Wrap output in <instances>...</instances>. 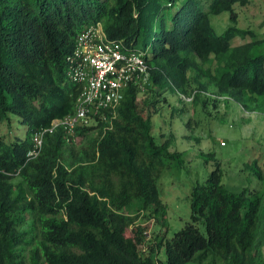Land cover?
<instances>
[{"label":"trees","instance_id":"obj_1","mask_svg":"<svg viewBox=\"0 0 264 264\" xmlns=\"http://www.w3.org/2000/svg\"><path fill=\"white\" fill-rule=\"evenodd\" d=\"M249 1L0 0V264H264V188L228 189L213 153L216 167L191 192V220L158 242L166 257L144 252L138 217L148 208L165 214L158 180L184 152L157 138L137 86L126 89L112 127L77 128L80 144L63 127L48 130L40 153L28 154L37 130L74 111L80 86L68 78L67 56L97 21L110 37L150 48L148 89L191 93L190 71L201 70L208 82L194 100L210 84L264 111V39L232 43L252 33L235 23L233 7ZM224 10L232 22L218 33L210 15ZM12 114L26 132L7 140L1 122ZM252 168L264 177L257 160Z\"/></svg>","mask_w":264,"mask_h":264},{"label":"rangeland","instance_id":"obj_2","mask_svg":"<svg viewBox=\"0 0 264 264\" xmlns=\"http://www.w3.org/2000/svg\"><path fill=\"white\" fill-rule=\"evenodd\" d=\"M233 7L237 17L235 23L252 33L236 35L232 43L264 39V0H250L245 4L236 2ZM210 16L218 33L224 32L232 22L230 10ZM138 45L143 47L141 41ZM260 50L264 51V42ZM210 65L214 67L215 61L203 66ZM190 75L189 90L194 91L200 83L208 82L201 70L190 71ZM209 86L207 93L202 92L191 102L182 98L180 92L184 91L181 89L155 86L138 93L139 108L145 115L152 116L153 132L157 138L160 141L169 139L171 150L184 152L183 160H171L158 180L165 214L148 208L138 217L137 223L144 228L141 246L145 253L157 250L158 257H166L158 242L162 235L171 237L191 220L193 186L208 178L216 167L215 157L221 161V180L228 189L239 191L247 188L255 192L264 188V177H259L252 168L253 161L257 160L264 176V111L246 109L235 99L217 95L215 86ZM11 120L1 122V133L7 140L24 137L26 125L14 114ZM84 139L85 135L77 133L74 141L80 144ZM262 250L264 252V241ZM200 264L222 263L207 258Z\"/></svg>","mask_w":264,"mask_h":264},{"label":"built area","instance_id":"obj_3","mask_svg":"<svg viewBox=\"0 0 264 264\" xmlns=\"http://www.w3.org/2000/svg\"><path fill=\"white\" fill-rule=\"evenodd\" d=\"M150 48L128 42L125 38H113L101 21L87 24L78 34L73 51L67 56L68 78L80 86L74 111L56 117L51 125L37 130L33 136L30 157L38 155L44 143L45 133L63 127L67 138L75 140L77 128L109 122L112 127L118 115V107L129 86H137L144 92L152 83ZM196 90L180 92L186 101H193Z\"/></svg>","mask_w":264,"mask_h":264}]
</instances>
